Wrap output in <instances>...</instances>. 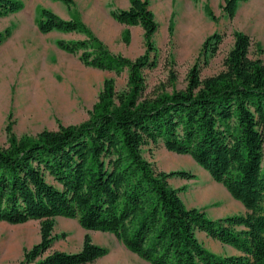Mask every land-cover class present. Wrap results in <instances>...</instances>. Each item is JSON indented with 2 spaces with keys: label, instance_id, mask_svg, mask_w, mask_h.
<instances>
[{
  "label": "trees",
  "instance_id": "1",
  "mask_svg": "<svg viewBox=\"0 0 264 264\" xmlns=\"http://www.w3.org/2000/svg\"><path fill=\"white\" fill-rule=\"evenodd\" d=\"M240 1L223 0L228 17L235 16ZM21 7L19 0H0V18ZM111 16L142 28L143 54L134 59L115 54L79 18L40 9V32L86 35L58 40L61 49L81 51V61L90 67L116 73L127 68L128 79L121 92L106 79L88 118L78 124L21 137L7 124V145L0 146V222L40 225V241L24 251L20 264H92L107 254L88 233L78 251H48L60 216L76 219L85 230L113 234L149 264H264V63L249 56L250 36L233 31L220 72L201 78L194 64L184 88L146 95L143 70L155 63L152 37L158 29L149 0H130ZM9 35V28L0 31V44ZM221 41V34L213 33L202 50L213 54ZM148 145L189 155L246 212L213 219L187 207L180 195L186 186L174 187L170 179L195 175L157 169L143 154ZM200 231L237 253L210 251L198 238Z\"/></svg>",
  "mask_w": 264,
  "mask_h": 264
},
{
  "label": "rangeland",
  "instance_id": "2",
  "mask_svg": "<svg viewBox=\"0 0 264 264\" xmlns=\"http://www.w3.org/2000/svg\"><path fill=\"white\" fill-rule=\"evenodd\" d=\"M19 1L21 9L0 18V31L10 29V35L0 44V146L7 145V124L17 137L35 136L43 129L56 130L60 124H78L88 118L106 79L114 80L117 92L127 87V68L116 73L87 66L80 59L81 51L71 54L57 44L58 40L85 39L83 33L40 32L37 24L41 8H48L64 19L79 18L115 54L134 59L146 48L140 26L122 25L111 16L112 10L127 7L130 0H74L73 6L59 0ZM222 4L223 0H149L158 29L152 37L156 50L151 57L155 63L143 70L146 95L184 88L194 64H198L201 78L223 70L235 30L250 36L249 56L264 63V0H241L233 18L223 11ZM205 6L212 10L215 20L206 14ZM213 33L221 34L222 41L215 53L205 54L203 42ZM143 154L157 169H180L195 175L191 179H170L174 187L186 186L180 195L187 207L200 208L213 219L246 212L230 194L232 204L213 195L199 201L197 193L202 185L227 190L189 155L173 153L161 145H148ZM86 233L94 243L108 249L105 256L92 264H149L126 249L113 234L85 230L76 219L61 216L55 219L56 238L48 251H78ZM197 236L210 251L237 253L203 231ZM39 241L38 220L19 224L1 221L0 264H20L24 251Z\"/></svg>",
  "mask_w": 264,
  "mask_h": 264
},
{
  "label": "bare ground",
  "instance_id": "3",
  "mask_svg": "<svg viewBox=\"0 0 264 264\" xmlns=\"http://www.w3.org/2000/svg\"><path fill=\"white\" fill-rule=\"evenodd\" d=\"M199 192L197 193V198L199 201L201 199L210 198V196L213 195L214 197L215 196L216 197H219V196L223 197L228 203L232 204V201L228 195L229 193H227L226 191H220V189L216 190L214 186L212 187V186L202 185V187H200ZM229 207H230V205H229Z\"/></svg>",
  "mask_w": 264,
  "mask_h": 264
},
{
  "label": "crops",
  "instance_id": "4",
  "mask_svg": "<svg viewBox=\"0 0 264 264\" xmlns=\"http://www.w3.org/2000/svg\"><path fill=\"white\" fill-rule=\"evenodd\" d=\"M129 7V5L127 6V7H125V8H122V9H126V8H128ZM122 25H124V24H122ZM202 232V231H201ZM205 235H206V233H205ZM207 236V235H206ZM207 237H209V236H207ZM210 238V237H209ZM212 239V238H211ZM212 240H214V239H212ZM217 241V240H216ZM219 242V241H218ZM220 243V242H219ZM221 245H224V246H229V245H226V244H222V243H220ZM229 247H231V246H229ZM232 248V247H231ZM221 254V253H220ZM234 254H236V253H234Z\"/></svg>",
  "mask_w": 264,
  "mask_h": 264
}]
</instances>
